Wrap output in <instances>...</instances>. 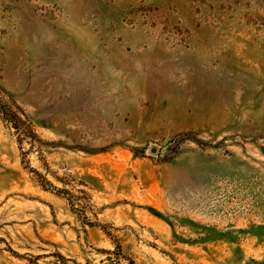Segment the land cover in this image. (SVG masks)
Masks as SVG:
<instances>
[{
    "label": "rangeland",
    "instance_id": "obj_1",
    "mask_svg": "<svg viewBox=\"0 0 264 264\" xmlns=\"http://www.w3.org/2000/svg\"><path fill=\"white\" fill-rule=\"evenodd\" d=\"M0 264H264V0H0Z\"/></svg>",
    "mask_w": 264,
    "mask_h": 264
},
{
    "label": "trees",
    "instance_id": "obj_2",
    "mask_svg": "<svg viewBox=\"0 0 264 264\" xmlns=\"http://www.w3.org/2000/svg\"><path fill=\"white\" fill-rule=\"evenodd\" d=\"M43 185V184H42Z\"/></svg>",
    "mask_w": 264,
    "mask_h": 264
}]
</instances>
